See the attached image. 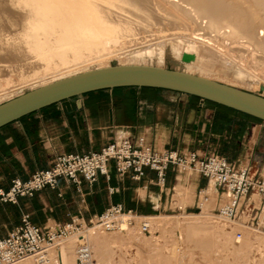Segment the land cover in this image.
I'll list each match as a JSON object with an SVG mask.
<instances>
[{"label":"crops","instance_id":"crops-1","mask_svg":"<svg viewBox=\"0 0 264 264\" xmlns=\"http://www.w3.org/2000/svg\"><path fill=\"white\" fill-rule=\"evenodd\" d=\"M138 135L156 148L196 150L202 156L216 153L239 167L248 166L255 176H264V121L177 91L120 86L63 99L1 126L0 188L6 189L12 178L25 179L35 170L48 168L58 153L97 150L107 142ZM201 187L209 200L198 208L196 193ZM227 197L228 191L196 172L169 168L165 184L159 185L152 170L145 169L143 177L132 179L111 168L109 178L99 175L94 182L75 183L59 177L54 188L20 196L15 203L0 201V236L19 225L24 214L44 227L66 221L70 215L87 222L114 202L140 215L172 217L164 213L180 211L189 212L181 216L217 217ZM261 206V198L250 193L242 198L236 220L230 224L264 230ZM156 229L139 230L153 235Z\"/></svg>","mask_w":264,"mask_h":264},{"label":"bare ground","instance_id":"bare-ground-1","mask_svg":"<svg viewBox=\"0 0 264 264\" xmlns=\"http://www.w3.org/2000/svg\"><path fill=\"white\" fill-rule=\"evenodd\" d=\"M167 46L172 68L264 93V0H0V96L112 57L163 66ZM183 52L194 60L182 61ZM126 227L122 219L116 232ZM63 245L57 264L69 261Z\"/></svg>","mask_w":264,"mask_h":264},{"label":"built area","instance_id":"built-area-1","mask_svg":"<svg viewBox=\"0 0 264 264\" xmlns=\"http://www.w3.org/2000/svg\"><path fill=\"white\" fill-rule=\"evenodd\" d=\"M111 168L117 174H129L132 179L143 177L145 169L152 170L159 185L165 184L169 168L196 172L228 191V197L216 212L218 218L228 223L236 220L242 198L250 193L261 198V208L264 209V176H255L248 166L239 167L216 153L202 156L196 150L156 148L142 135L125 136L107 142L97 150L58 153L48 168L35 170L25 179L12 178L6 189L0 188V201L15 203L20 196H31L44 187L54 188L59 177L75 183L80 179L94 182L99 175L109 178ZM196 194L197 207L202 208L209 200L207 190L201 187ZM141 216L132 209H126L122 202L108 205L87 222L70 215L68 220L48 227L32 223L29 215L24 214L19 225L0 236V264H13L29 256L49 263L47 250L71 237L79 240L74 264H94L89 236L98 231H118L122 219H126L127 225L135 224L142 232H149L150 225ZM237 237H240L239 232ZM59 264H63L62 257Z\"/></svg>","mask_w":264,"mask_h":264},{"label":"rangeland","instance_id":"rangeland-1","mask_svg":"<svg viewBox=\"0 0 264 264\" xmlns=\"http://www.w3.org/2000/svg\"><path fill=\"white\" fill-rule=\"evenodd\" d=\"M165 51L160 65L174 67L168 46ZM117 61L112 57L108 63L114 64ZM15 87L9 95H1L0 102L31 88L30 85L24 84ZM241 87L260 93V90ZM184 213L180 211L164 213L172 217L162 214L149 215L151 228H158L153 235L143 234L135 224L130 225L131 230L119 231L121 233L98 231L91 234L89 242L95 264H264V230L240 223L228 224L222 219L202 214L181 216ZM237 231L241 233L240 237H237ZM97 235L101 237L98 238ZM95 239L101 246V252L96 255ZM78 242L77 237H71L58 245L66 243L61 249L67 252L68 264L73 262L72 249L75 250ZM48 251L49 264H57L56 246ZM24 259L28 261L26 264H47L39 262L35 256L22 258L13 264H23Z\"/></svg>","mask_w":264,"mask_h":264},{"label":"water","instance_id":"water-1","mask_svg":"<svg viewBox=\"0 0 264 264\" xmlns=\"http://www.w3.org/2000/svg\"><path fill=\"white\" fill-rule=\"evenodd\" d=\"M194 58L193 53L181 54V60L185 62ZM120 86L177 91L224 105L264 121V95L261 93L172 67L144 63H114L54 79L0 102V127L63 99L93 90Z\"/></svg>","mask_w":264,"mask_h":264},{"label":"trees","instance_id":"trees-1","mask_svg":"<svg viewBox=\"0 0 264 264\" xmlns=\"http://www.w3.org/2000/svg\"><path fill=\"white\" fill-rule=\"evenodd\" d=\"M191 96H192V95H191ZM194 97H197V96H194ZM197 98H199V97H197ZM207 101L210 102V103H212V104H214V105L220 106V107H222V108H225V109H228V110H232V111H235V112H239V113L245 114V113H243V112H240V111H237V110H235V109H232V108L226 107V106H224V105L217 104V103L212 102V101H209V100H207ZM245 115L250 116V115H248V114H245ZM250 117H253V116H250ZM253 118H255V117H253ZM255 119H258V118H255ZM259 120H260V119H259Z\"/></svg>","mask_w":264,"mask_h":264}]
</instances>
